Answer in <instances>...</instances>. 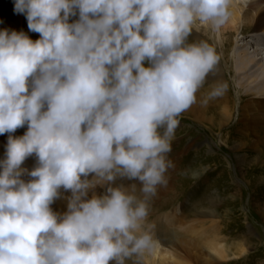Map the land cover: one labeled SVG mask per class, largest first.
I'll list each match as a JSON object with an SVG mask.
<instances>
[{"label":"clouds","instance_id":"9594fccd","mask_svg":"<svg viewBox=\"0 0 264 264\" xmlns=\"http://www.w3.org/2000/svg\"><path fill=\"white\" fill-rule=\"evenodd\" d=\"M231 2L14 0L39 38L0 29V264H126L155 244L178 117L221 60L189 38L219 31Z\"/></svg>","mask_w":264,"mask_h":264},{"label":"rangeland","instance_id":"374dc122","mask_svg":"<svg viewBox=\"0 0 264 264\" xmlns=\"http://www.w3.org/2000/svg\"><path fill=\"white\" fill-rule=\"evenodd\" d=\"M0 21V29L23 30L33 40L39 38L28 29L26 16L14 12V0H0ZM244 28L226 34L230 67L236 44L243 46L241 40L250 34ZM207 88L197 93L191 114L178 117L169 154L175 167L167 174V186L160 187L150 202L148 222L155 225L151 230L155 244L126 264H178L180 258L184 264L188 263L182 258L190 264H207L210 258L205 249L212 242L224 248L226 257L219 259L220 264H264V148L257 128L233 132L240 111L238 99L235 118L226 123L221 115L226 106L223 97L208 99ZM25 131L18 129L15 135ZM1 140L0 157L7 134ZM239 156L247 163L241 164ZM168 216L172 219L166 220ZM156 246L159 253H171L174 258H155Z\"/></svg>","mask_w":264,"mask_h":264},{"label":"bare ground","instance_id":"6f19581e","mask_svg":"<svg viewBox=\"0 0 264 264\" xmlns=\"http://www.w3.org/2000/svg\"><path fill=\"white\" fill-rule=\"evenodd\" d=\"M229 11V20L219 31L213 30L209 25L197 23L194 25L193 36L189 39L207 40L217 48L218 53L221 55V60L214 76L203 87L208 85L207 90H210L212 80L226 82L228 88L225 94L222 95L226 106L223 108V114L221 113L225 117V122L230 123L234 120L236 103L239 102V117L232 129L233 132H238L242 127L246 128L247 132L252 128L254 129V127L257 128L256 134L259 136V144L264 148V0H232ZM243 25H245V30L243 31L250 34L241 40V43L244 44L243 46H240L239 42L236 44L232 57L230 55L233 63V66L230 67L228 63L231 48L226 43V34H231L232 32L230 31H239ZM228 40L230 39L228 38ZM228 74H230L231 79H229ZM234 94L236 95L234 96ZM192 106L184 114H191L193 111ZM244 132L241 131V133ZM2 136L0 135V149L2 148ZM239 157L241 164L247 163V159L244 156ZM35 162V158L31 157L25 162V166L31 169ZM66 205L67 201L65 199H58L52 207L54 211L63 212L66 211ZM167 219L172 218L168 216ZM207 244V249L205 250L209 253L208 257L210 258L206 259L207 264H220L219 259L222 260L226 257L223 251L224 248H216L213 242ZM158 250L159 247L156 246L153 252L155 258L161 257L165 260L167 257L170 258L172 256L170 255L171 253H159ZM182 260H185L188 264L191 263L186 258H182ZM179 261L182 264L185 263L181 261V258ZM180 262L178 264H181ZM199 264H205V262Z\"/></svg>","mask_w":264,"mask_h":264}]
</instances>
